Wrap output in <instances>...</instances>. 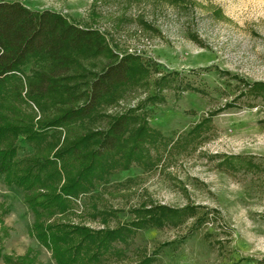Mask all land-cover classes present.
I'll use <instances>...</instances> for the list:
<instances>
[{
    "label": "rangeland",
    "instance_id": "obj_1",
    "mask_svg": "<svg viewBox=\"0 0 264 264\" xmlns=\"http://www.w3.org/2000/svg\"><path fill=\"white\" fill-rule=\"evenodd\" d=\"M21 1L29 8L59 11L103 33L104 53L76 56L88 69L101 68L112 52L138 57L129 81L89 119L92 128L106 126L146 96H157L134 111L162 134L158 148H149L151 163L114 170L107 182L76 201L69 218L112 228L128 223L131 208L154 203L194 207L174 223L126 233L98 264H133L144 256H150L148 264H264V98L243 86V81L264 82V0ZM22 69L29 73L31 64ZM170 71L179 73V87H156L159 75ZM184 84L197 91H180ZM10 86L3 91L2 111L7 124L19 126L18 133L26 126L47 129L48 120L66 108L59 103L60 93L34 102ZM203 117L208 121L202 130L186 136ZM57 130L66 131L62 126ZM9 138L6 146L16 143L18 157L35 149L50 156L62 148V136L53 147L45 143L50 137L40 144L22 134ZM95 211L108 215L94 217ZM0 220L7 228V235L0 232V264H6L4 255L14 259L28 249L36 261L56 264L29 234L33 212L23 190L8 186L2 175Z\"/></svg>",
    "mask_w": 264,
    "mask_h": 264
},
{
    "label": "trees",
    "instance_id": "obj_2",
    "mask_svg": "<svg viewBox=\"0 0 264 264\" xmlns=\"http://www.w3.org/2000/svg\"><path fill=\"white\" fill-rule=\"evenodd\" d=\"M106 50L103 33L94 26L82 25L50 8L33 9L21 0H0V143L4 141L0 147V175L8 186L23 190L24 201L33 212L29 234L51 252L56 264H98L102 255L113 251L111 244L126 233L174 223L194 208L191 204L139 206L130 209L132 218L127 224L112 228H93L69 218L74 214L76 201L97 184L107 182L114 170L126 169L133 162L141 166L151 163L149 148H158L162 135L148 126L144 116L134 112L141 104L156 99L155 93L112 116L106 126L92 128L88 123L99 105L129 81L138 59L135 54L112 52L97 70L77 61L76 56L81 53ZM29 63L31 70L24 74L22 68ZM178 75L175 71L159 75L156 87H179ZM9 83L18 96L25 91V98L34 102L60 93L59 103L63 102L66 108L48 120L47 129L41 126L31 130V126H26L18 133L19 126L7 124L2 111L6 107L1 104L3 91ZM243 86L251 93L261 92L264 98V82L243 81ZM179 89L197 91L190 84ZM207 121L208 117H203L186 136L197 135ZM79 124L80 129L70 130ZM133 125L136 127L129 134ZM57 126L66 131L61 134ZM20 134L37 144L50 137L45 142L48 147H53L60 140L58 136H62V148L50 156L35 149L32 154L18 157L17 144L6 145L9 137L15 139ZM100 213L108 215L106 211H95L92 215ZM0 232L7 235L1 220ZM30 252L28 249L14 259L9 255L3 258L6 264H42ZM149 257L144 256L133 264H148Z\"/></svg>",
    "mask_w": 264,
    "mask_h": 264
}]
</instances>
